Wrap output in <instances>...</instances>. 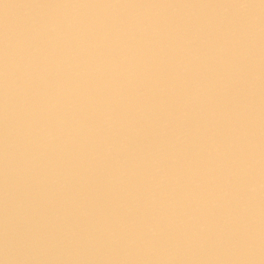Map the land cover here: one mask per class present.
<instances>
[{
	"label": "bare ground",
	"instance_id": "6f19581e",
	"mask_svg": "<svg viewBox=\"0 0 264 264\" xmlns=\"http://www.w3.org/2000/svg\"><path fill=\"white\" fill-rule=\"evenodd\" d=\"M0 264H264V0H0Z\"/></svg>",
	"mask_w": 264,
	"mask_h": 264
}]
</instances>
